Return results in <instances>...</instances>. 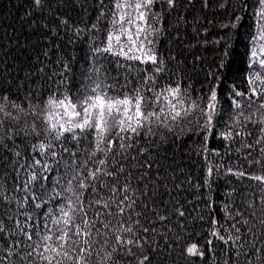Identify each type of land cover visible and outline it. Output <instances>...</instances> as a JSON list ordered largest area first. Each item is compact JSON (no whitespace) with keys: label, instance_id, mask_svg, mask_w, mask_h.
<instances>
[{"label":"snow or ice","instance_id":"6c2138e0","mask_svg":"<svg viewBox=\"0 0 264 264\" xmlns=\"http://www.w3.org/2000/svg\"><path fill=\"white\" fill-rule=\"evenodd\" d=\"M0 264H264V0H0Z\"/></svg>","mask_w":264,"mask_h":264},{"label":"trees","instance_id":"16d2710c","mask_svg":"<svg viewBox=\"0 0 264 264\" xmlns=\"http://www.w3.org/2000/svg\"><path fill=\"white\" fill-rule=\"evenodd\" d=\"M4 2L6 3V0H4ZM247 23V21H246ZM243 29H241V32L243 33ZM169 48V45L167 43V40L165 39L162 44H161V49L162 50H166ZM233 51L230 55V59H231V64L229 65L228 69H222V72H226L227 75L229 77L235 76L236 77V82L239 83V77L241 75V71L244 68L243 65V53H244V49H245V44H244V36L241 35L239 39H234V43H233ZM209 55H211L212 53H208ZM189 59H191L189 57Z\"/></svg>","mask_w":264,"mask_h":264}]
</instances>
